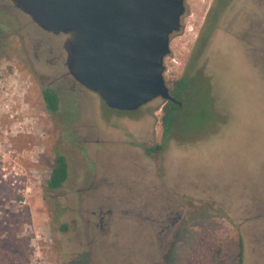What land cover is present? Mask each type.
<instances>
[{
    "label": "rangeland",
    "instance_id": "obj_1",
    "mask_svg": "<svg viewBox=\"0 0 264 264\" xmlns=\"http://www.w3.org/2000/svg\"><path fill=\"white\" fill-rule=\"evenodd\" d=\"M208 1L171 36L164 77L188 88L165 135L167 102L109 108L70 75L67 35L0 0V264H239L240 241L264 264V10L208 50Z\"/></svg>",
    "mask_w": 264,
    "mask_h": 264
},
{
    "label": "water",
    "instance_id": "obj_2",
    "mask_svg": "<svg viewBox=\"0 0 264 264\" xmlns=\"http://www.w3.org/2000/svg\"><path fill=\"white\" fill-rule=\"evenodd\" d=\"M42 29L68 36L67 68L106 106L136 111L174 98L164 73L185 0H11Z\"/></svg>",
    "mask_w": 264,
    "mask_h": 264
},
{
    "label": "flooded vegetation",
    "instance_id": "obj_3",
    "mask_svg": "<svg viewBox=\"0 0 264 264\" xmlns=\"http://www.w3.org/2000/svg\"><path fill=\"white\" fill-rule=\"evenodd\" d=\"M197 1L198 0H185L184 15H185V13H189V10L187 8V4L188 5L189 4H191V5L195 4V6L198 7L200 5L199 4L200 2L198 3ZM202 1L205 3L209 2L208 0H202ZM262 1H264V0H212L211 3H209V7L207 8V11H206L207 15L204 19L203 25L201 26V30L199 31L202 33L205 32V35L208 34V36L211 39V43L209 42V46L206 48L209 50V48L213 44V39L217 36L219 37L220 34H224L226 36H232V37L236 38L235 35H236L239 28H240V30L243 28L248 29L251 26V23L253 21V19H251V13H262L264 10V2H262ZM16 7H18V6L16 5ZM201 7H202V9L204 8V6H201ZM20 10L23 13H26L22 9H20ZM210 13H212V14H210ZM233 13H242V16L241 17H239L238 15L234 16ZM184 15L182 16V18L184 17ZM182 18H181V21H182ZM220 21H222L228 25V27L230 29L229 32H227V30H223V29L220 30L218 28H217V33L212 32V29L215 30V27H217L218 22H220ZM34 23L37 26H39L35 21H34ZM39 29H42V28L39 26ZM42 30H44V29H42ZM221 31H223V32L221 33ZM199 36H200V33L198 34V37L195 41L193 52H194L195 48L199 45V43L202 42V40H201V42L199 41L200 40ZM208 50H207V52H208ZM191 57L193 58V53H191ZM205 61H207V59H205Z\"/></svg>",
    "mask_w": 264,
    "mask_h": 264
},
{
    "label": "trees",
    "instance_id": "obj_4",
    "mask_svg": "<svg viewBox=\"0 0 264 264\" xmlns=\"http://www.w3.org/2000/svg\"><path fill=\"white\" fill-rule=\"evenodd\" d=\"M188 88V84L186 82V79H180L175 82L174 88L170 89L172 92V96L176 98L177 100L181 99V93L185 91ZM43 99L46 104V107L49 112L56 113L59 110V96L58 94L53 91L52 89H45L43 92ZM180 106L173 103V102H167L166 106L164 108V117H163V125H164V133L165 135H168L173 126H174V118L175 113L177 109ZM159 148H150L148 150V154H152L154 152H157ZM69 176V167L67 158L61 154L57 153L55 157V164L52 169V173L50 175V179L47 183V187L49 190L55 191L63 187L64 183L67 181ZM239 264H244V245L243 242L240 241V249H239Z\"/></svg>",
    "mask_w": 264,
    "mask_h": 264
}]
</instances>
